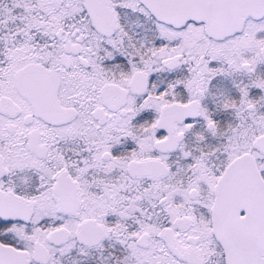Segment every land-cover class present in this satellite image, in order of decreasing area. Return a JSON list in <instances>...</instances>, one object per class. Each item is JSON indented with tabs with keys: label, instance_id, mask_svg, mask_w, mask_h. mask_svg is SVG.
Masks as SVG:
<instances>
[{
	"label": "snow or ice",
	"instance_id": "1",
	"mask_svg": "<svg viewBox=\"0 0 264 264\" xmlns=\"http://www.w3.org/2000/svg\"><path fill=\"white\" fill-rule=\"evenodd\" d=\"M0 264H264V0H0Z\"/></svg>",
	"mask_w": 264,
	"mask_h": 264
}]
</instances>
